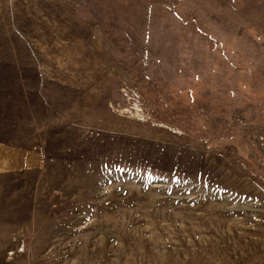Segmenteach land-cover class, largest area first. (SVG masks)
<instances>
[{
    "label": "rangeland",
    "instance_id": "rangeland-1",
    "mask_svg": "<svg viewBox=\"0 0 264 264\" xmlns=\"http://www.w3.org/2000/svg\"><path fill=\"white\" fill-rule=\"evenodd\" d=\"M0 101V264H264V0H0Z\"/></svg>",
    "mask_w": 264,
    "mask_h": 264
},
{
    "label": "crops",
    "instance_id": "crops-1",
    "mask_svg": "<svg viewBox=\"0 0 264 264\" xmlns=\"http://www.w3.org/2000/svg\"><path fill=\"white\" fill-rule=\"evenodd\" d=\"M47 122L33 101H0V176L47 167Z\"/></svg>",
    "mask_w": 264,
    "mask_h": 264
}]
</instances>
